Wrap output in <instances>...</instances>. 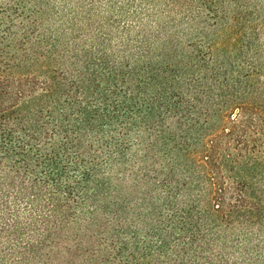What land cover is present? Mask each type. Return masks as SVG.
Masks as SVG:
<instances>
[{"label": "trees", "instance_id": "trees-1", "mask_svg": "<svg viewBox=\"0 0 264 264\" xmlns=\"http://www.w3.org/2000/svg\"><path fill=\"white\" fill-rule=\"evenodd\" d=\"M0 264H264V0H0Z\"/></svg>", "mask_w": 264, "mask_h": 264}]
</instances>
